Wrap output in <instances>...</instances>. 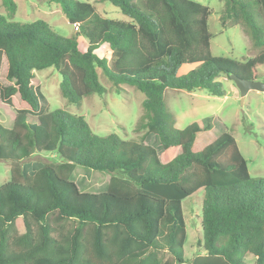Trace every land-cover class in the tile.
Masks as SVG:
<instances>
[{
    "label": "trees",
    "instance_id": "1",
    "mask_svg": "<svg viewBox=\"0 0 264 264\" xmlns=\"http://www.w3.org/2000/svg\"><path fill=\"white\" fill-rule=\"evenodd\" d=\"M52 1L78 25L75 37L42 20L13 22L16 5L2 0L0 73L5 58L13 84L0 83V101L15 116L11 128L0 124V161L10 164L0 186V264H245L247 256L264 264V178L250 176L232 135L213 137L201 120L175 128L166 97L167 89L224 97L221 75L258 81L264 0H220L221 26H240L255 52L241 63L212 56L210 10L191 0H105L130 22L95 18L87 2ZM103 45L111 63L95 53ZM185 64L198 66L177 76ZM45 69L61 76L71 105L106 94L98 70L116 89L142 93L139 139L98 136L82 116L60 109L37 115L34 71ZM149 135L159 147L144 143ZM38 153L58 160L29 176L23 165ZM78 166L108 173L107 190L81 192L71 180ZM200 193V250L188 259L182 203Z\"/></svg>",
    "mask_w": 264,
    "mask_h": 264
},
{
    "label": "rangeland",
    "instance_id": "2",
    "mask_svg": "<svg viewBox=\"0 0 264 264\" xmlns=\"http://www.w3.org/2000/svg\"><path fill=\"white\" fill-rule=\"evenodd\" d=\"M87 2L95 8V18L112 19L130 22L120 9L105 0H75ZM210 10L208 17V30L212 35L210 51L212 56L232 60L236 63L244 62L251 58L255 52L251 49L249 37L240 26L223 28L220 16L223 2L220 0H191ZM16 12L12 21L16 23H33L37 20L45 21L59 36L73 38L78 31L69 24L62 12L61 6L52 0H13ZM141 8L143 2L139 3ZM0 14L6 15L7 11L0 0ZM84 27H82L83 29ZM80 43L86 47V40L80 37ZM96 55L107 59L111 63V55L107 46L103 45L96 50ZM197 64L182 65L177 76L187 74L197 68ZM7 61L2 60L0 83L4 86L13 82L5 78ZM99 81L106 89V94L101 97L92 95L83 99L80 106L71 105L62 97L59 85L61 76L54 69L34 71L33 86L40 100V109L36 113L63 110L69 114L82 116L93 133L105 137L111 134L125 141H137L141 133H136L135 126L143 113L142 102L144 95L133 87L121 85L116 89L98 70ZM222 83L226 95L215 97L206 91L197 90L187 92L184 90H166L169 108L175 118V128L184 129L196 120L209 124L211 135L218 137L223 133L233 136L240 153L247 161L248 171L253 178H264V93L249 91L240 103V92L236 84L221 75L217 79ZM258 81L264 82V65L258 69ZM116 90H120L116 93ZM15 113L6 104L0 101V124L11 128ZM145 144L155 148L159 147L154 135H149ZM159 152V150L157 149ZM58 159L54 154L38 153L23 165L24 171L32 176L45 164ZM10 180L9 162L0 161V186ZM71 180L83 193L99 194L107 190L110 175L105 172H94L83 167H76ZM202 207V193L195 197L187 198L182 203L184 219L187 227V239L183 246L184 255L190 259L198 254L200 247V218ZM245 264H254V258L247 256Z\"/></svg>",
    "mask_w": 264,
    "mask_h": 264
},
{
    "label": "water",
    "instance_id": "3",
    "mask_svg": "<svg viewBox=\"0 0 264 264\" xmlns=\"http://www.w3.org/2000/svg\"><path fill=\"white\" fill-rule=\"evenodd\" d=\"M230 79L236 84L240 92L241 105L244 103L245 96L249 91L264 93V82L244 80L234 74L230 75Z\"/></svg>",
    "mask_w": 264,
    "mask_h": 264
},
{
    "label": "built area",
    "instance_id": "4",
    "mask_svg": "<svg viewBox=\"0 0 264 264\" xmlns=\"http://www.w3.org/2000/svg\"><path fill=\"white\" fill-rule=\"evenodd\" d=\"M75 29L78 31V25H74Z\"/></svg>",
    "mask_w": 264,
    "mask_h": 264
}]
</instances>
